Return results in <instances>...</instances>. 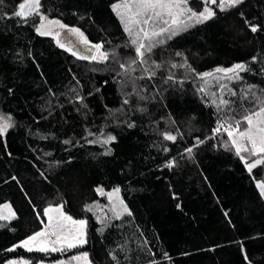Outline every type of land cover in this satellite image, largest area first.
I'll list each match as a JSON object with an SVG mask.
<instances>
[{
	"label": "trees",
	"instance_id": "16d2710c",
	"mask_svg": "<svg viewBox=\"0 0 264 264\" xmlns=\"http://www.w3.org/2000/svg\"><path fill=\"white\" fill-rule=\"evenodd\" d=\"M20 2L0 0V114L14 122L0 136V207L16 214L0 220V264L55 263L83 252L92 264H264V196L256 186L264 168L248 171L227 123L214 132L258 110L250 85L264 99V0L215 8L213 19L146 54V64L123 69L79 59L39 35L38 16L13 15ZM117 2L41 0L40 12L124 61L134 46L112 10ZM191 6L203 7L200 0ZM237 63L248 71L233 84L227 109L218 110L200 74ZM139 67L151 78L134 76ZM109 135L115 141L103 144ZM117 187L131 215L101 223L96 205L105 199L96 189ZM59 204L87 221V243L66 253L17 247L42 230L43 209Z\"/></svg>",
	"mask_w": 264,
	"mask_h": 264
},
{
	"label": "snow or ice",
	"instance_id": "6c2138e0",
	"mask_svg": "<svg viewBox=\"0 0 264 264\" xmlns=\"http://www.w3.org/2000/svg\"><path fill=\"white\" fill-rule=\"evenodd\" d=\"M200 3L203 5L200 10H196L191 6V0H118L117 3H113L111 6L112 10L119 18L124 32L128 34L130 45L134 46L135 58L129 64H136L137 58L139 63L146 64L148 62L146 54H151L155 47L164 43V40L160 39L161 37L166 35L167 39H171L173 36L178 35L180 31H186L189 27L203 24L213 19L216 12L209 5H215L219 11L225 12L231 8L240 6L244 3V0H219V2L217 0H200ZM40 8L41 0H22L18 5V10H15L13 15L25 21L33 15L38 16L41 23L36 27L37 33L41 36H52L61 48H66L65 43L60 40L61 33L54 31L51 26L67 29V34L76 36L80 43L86 46V51L90 53V55H79V59L95 61L97 63H104L109 60L110 54L103 50L102 43L90 44L87 37L79 28H70L59 20L49 19L46 15L41 14ZM240 15L243 16V13H240ZM246 23L248 22L246 21ZM250 30L255 33L259 30V26L251 25ZM66 50L72 51L70 47L66 48ZM72 54L74 56L77 55L75 51H72ZM111 55L119 63L116 53L113 52ZM176 55L182 54L176 53ZM253 60H255V57H253ZM153 63L155 62L153 61ZM119 67L123 69L125 68V64L119 63ZM156 67H160V65H156ZM172 67H176V65L173 64ZM244 71H248L246 65L237 63L229 68H216L214 72L223 73V76L214 78L217 80L242 79L240 73ZM152 75H155V73L153 72ZM212 76V72L200 74L201 79ZM168 79H172V77L169 76ZM220 87L223 89L226 86L221 85ZM254 87V85H250L247 92L251 93L255 100L259 101L258 110L247 112L242 117V120L218 123L217 128L214 129V132L219 133L221 128H224V124L227 123V128H224V131L227 133V136L231 140V145L235 147L236 154L240 156L241 160H245V157L241 155L242 152H247L252 157H261V154H264V99L255 96V93L252 92ZM200 90L203 91V89ZM231 94L236 95L235 92ZM78 98L83 99V97ZM244 98H247V93L244 95ZM124 103L127 104L128 100H125ZM229 104V100L221 98L217 109L219 110L221 106ZM141 111L143 110L141 109ZM242 125H245L243 129ZM131 126L130 124L129 127ZM11 127H13L11 117L0 115V136H3ZM89 135L93 134L89 133ZM163 136L168 141L175 142L177 139L175 135L169 132L163 133ZM115 139L114 136L109 135L101 142L109 144L115 141ZM95 142L89 141V143ZM199 142L203 143V141ZM64 143L67 144L70 141H65ZM225 147H228V145L225 144ZM186 151L191 153L192 149L188 148ZM262 163H264V157L257 158L251 163L245 161L249 172ZM166 166L171 168L173 164L168 163ZM256 186L260 190L261 196H264V182L258 181ZM96 191L101 195L107 196L112 205L111 210L117 218L121 215L117 211L118 206L123 207L124 212H128L127 206L124 205V201L119 197V187L107 193L102 188H97ZM114 201H118V204ZM2 207L9 210V215H0V219L8 220L15 217L16 214L11 210L10 205L5 204ZM96 207L99 206L96 205ZM85 211L92 212L93 205H85ZM128 214L131 215L130 212ZM43 216L47 218V223L41 219V223L44 224L42 230L28 236L17 247H23L29 252L36 251L46 254L55 252L66 253L87 243V221L85 219H74L72 216L66 214L63 211V204L50 205L44 208ZM97 220L103 223L100 217H97ZM9 251H12V249H9ZM113 259H116V257H113ZM82 261L84 264H91L87 252L68 257L67 264H73V262L80 264ZM10 264H16V262H10ZM24 264H27V262H24ZM57 264H66V262L60 260Z\"/></svg>",
	"mask_w": 264,
	"mask_h": 264
},
{
	"label": "rangeland",
	"instance_id": "374dc122",
	"mask_svg": "<svg viewBox=\"0 0 264 264\" xmlns=\"http://www.w3.org/2000/svg\"><path fill=\"white\" fill-rule=\"evenodd\" d=\"M217 2H219V0H217ZM203 6V5H202ZM209 7H211L214 11H215V8H217L215 5H209ZM46 23V22H45ZM51 27H53V30L54 31H59L60 33H61V35H60V40H61V42H63V43H65V45H66V48H68V47H70L71 49H72V51H75L76 53H77V55H75L76 57H79V55H81L82 53H81V51H80V47L81 46H84V47H86L85 45H83L82 43H80V41H79V39L76 37V36H73V35H71V34H67V29H59L58 28V26H51ZM190 28V27H189ZM180 32H182V31H180ZM52 37V36H51ZM160 39H163L164 40V42H165V40L167 39V37H166V35L164 36V37H161ZM56 40V39H55ZM69 41H70V43H69ZM90 44H92V43H90ZM66 48H64V49H66ZM134 49V48H133ZM126 50H129V48H127ZM68 51V50H67ZM72 51H69L70 53H72ZM110 54V56H109V60L108 61H106V62H104V63H97V62H95L94 61V63H96L97 65H99V66H102V67H104V66H108V67H110V66H113L114 64L115 65H117V66H119V63H124L125 64V68L127 67H129L130 66V64H129V62L133 59V58H135V53H134V50H132V52L131 53H129V54H123V55H125L124 57V59H122V60H124V61H119V63H117L116 62V60H114L113 59V57H112V55H111V53H109ZM121 60V59H120ZM148 60V59H147ZM137 64H141V63H139V60H138V58H137V63L136 64H134V65H137ZM132 65V64H131ZM133 66V65H132ZM138 66V65H137ZM140 68V67H139ZM140 69H142V70H140ZM138 71H136V75H134V76H137L138 78H144V77H150L151 75L150 74H147L146 73V68H140ZM143 71H145V72H143ZM217 76H223V73H216L215 75H213L212 77H208L207 79H206V81H205V86H204V89H205V91H206V93L208 94V96H210L211 97V100L213 101V103H214V101H215V105L217 106L218 104H219V101H220V99L221 98H223V99H226V100H229L230 98H229V95L228 94H230V93H232V87H233V84L234 83H236L237 82V80L238 79H234V80H228V79H221V80H217V79H215L214 77H217ZM221 85H225L226 87L225 88H221L220 86ZM230 101V100H229ZM220 109H227V106H221L220 107ZM1 115V114H0ZM3 116H5V117H9V116H7V115H3ZM238 119H232L231 121H229V122H234V121H237ZM11 123L13 124L14 122H13V119L11 118ZM225 126H227V125H225ZM245 125H242L241 127H244ZM227 128V127H226ZM10 129V128H9ZM8 129V130H9ZM250 147V146H249ZM245 154H248L247 156H246V158L247 159H245V161H247V160H250V162L249 163H251V162H253L255 159H257V158H262V157H264V154H261V157H252V156H250L249 155V153H247V152H245ZM258 166H263V168H264V163H262V164H260V165H257L256 167H258ZM255 167V168H256ZM254 169V168H253ZM252 169V170H253ZM104 192L105 193H107L105 190H104ZM99 196L100 197H102V198H104L105 199V203L104 204H100V205H98L99 207H96V209L98 210V212L100 213V218H101V220H103V221H106V220H108L109 218H117L115 215H114V213H113V211L111 210V208H112V205H111V203L109 202V200H108V198H107V196L106 195H101V194H99ZM119 197H120V199H122L121 198V195H120V192H119ZM114 202H116L117 204H118V201H114ZM125 205V204H124ZM11 207V206H10ZM11 210H12V208H11ZM13 211V210H12ZM63 211H64V209H63ZM117 211H119L120 213H121V215L119 216V217H122L123 215H125V214H127L128 212H124L123 211V207H121V206H118L117 207ZM65 212V211H64ZM0 215H3V216H8L9 215V210L8 209H6V208H3V207H0ZM10 219H12V218H10ZM10 219H8V220H10ZM0 220H3V219H0ZM45 223H47V218L45 217ZM43 227H44V224H43ZM25 249V248H24ZM26 250V249H25ZM55 253H60V252H55ZM67 259L68 258H63V259H61V260H64L65 262H66V264H67ZM90 261V260H89ZM10 262H16V264H24V262H27V264H30V262L29 261H26V260H12V261H10ZM10 262H8L7 264H10ZM41 264V263H40ZM42 264H57V262H55V263H42ZM73 264H76V262H73ZM80 264H84V262L82 261V262H80ZM92 264V263H91Z\"/></svg>",
	"mask_w": 264,
	"mask_h": 264
},
{
	"label": "water",
	"instance_id": "95a60500",
	"mask_svg": "<svg viewBox=\"0 0 264 264\" xmlns=\"http://www.w3.org/2000/svg\"><path fill=\"white\" fill-rule=\"evenodd\" d=\"M80 51H81V53H82L83 55H90V53H88V52L86 51V47H84V46H81V47H80Z\"/></svg>",
	"mask_w": 264,
	"mask_h": 264
}]
</instances>
